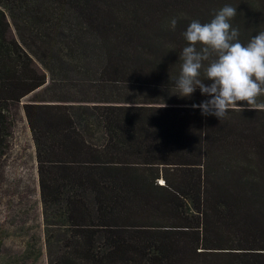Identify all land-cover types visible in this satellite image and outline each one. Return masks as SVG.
Listing matches in <instances>:
<instances>
[{
	"label": "trees",
	"instance_id": "obj_1",
	"mask_svg": "<svg viewBox=\"0 0 264 264\" xmlns=\"http://www.w3.org/2000/svg\"><path fill=\"white\" fill-rule=\"evenodd\" d=\"M225 5L242 44L264 31V0H0V167L21 109L41 204L0 264H264V110L175 87Z\"/></svg>",
	"mask_w": 264,
	"mask_h": 264
},
{
	"label": "clouds",
	"instance_id": "obj_2",
	"mask_svg": "<svg viewBox=\"0 0 264 264\" xmlns=\"http://www.w3.org/2000/svg\"><path fill=\"white\" fill-rule=\"evenodd\" d=\"M236 14V7L225 5L210 22L193 20L188 25L183 33L187 45L180 53V74L175 80L180 97H190L197 88L202 95L211 97L192 107L219 121L230 110L241 111L238 102H246L250 109L264 110V103H257V98L264 95V31L242 44L238 29L230 23ZM176 24L172 18L169 26L174 30ZM205 80L211 83L206 86Z\"/></svg>",
	"mask_w": 264,
	"mask_h": 264
},
{
	"label": "rangeland",
	"instance_id": "obj_3",
	"mask_svg": "<svg viewBox=\"0 0 264 264\" xmlns=\"http://www.w3.org/2000/svg\"><path fill=\"white\" fill-rule=\"evenodd\" d=\"M11 131L0 167V238L19 244L20 236L40 234L41 204L34 144L21 109Z\"/></svg>",
	"mask_w": 264,
	"mask_h": 264
}]
</instances>
